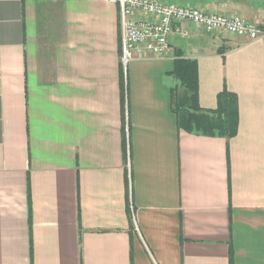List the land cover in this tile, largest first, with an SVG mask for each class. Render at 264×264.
<instances>
[{"label":"crops","instance_id":"0c3cea01","mask_svg":"<svg viewBox=\"0 0 264 264\" xmlns=\"http://www.w3.org/2000/svg\"><path fill=\"white\" fill-rule=\"evenodd\" d=\"M159 1L264 30V0ZM119 13L0 0V264H264V40L183 22L124 66ZM178 59L232 136L179 128Z\"/></svg>","mask_w":264,"mask_h":264},{"label":"built area","instance_id":"2783aa9c","mask_svg":"<svg viewBox=\"0 0 264 264\" xmlns=\"http://www.w3.org/2000/svg\"><path fill=\"white\" fill-rule=\"evenodd\" d=\"M119 6L122 63L134 59L135 51L166 57L171 34L186 36L178 24L192 23L207 31L222 30L232 35H246L250 42L264 40V30L256 29L241 18L208 14L191 5L159 0H109Z\"/></svg>","mask_w":264,"mask_h":264},{"label":"trees","instance_id":"16d2710c","mask_svg":"<svg viewBox=\"0 0 264 264\" xmlns=\"http://www.w3.org/2000/svg\"><path fill=\"white\" fill-rule=\"evenodd\" d=\"M173 77L178 87L173 89V112L178 126L189 134L230 137L235 130L234 96L225 90L218 95V107L214 111L202 110L197 105L196 72L193 61L178 59L175 63ZM180 90V92H179ZM124 103V93H122ZM229 264H232V252L229 253Z\"/></svg>","mask_w":264,"mask_h":264},{"label":"rangeland","instance_id":"374dc122","mask_svg":"<svg viewBox=\"0 0 264 264\" xmlns=\"http://www.w3.org/2000/svg\"><path fill=\"white\" fill-rule=\"evenodd\" d=\"M122 60V59H121ZM179 92H180V90H179Z\"/></svg>","mask_w":264,"mask_h":264}]
</instances>
